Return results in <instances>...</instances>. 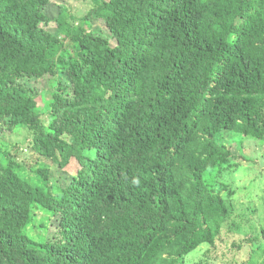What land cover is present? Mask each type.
<instances>
[{"label":"trees","instance_id":"1","mask_svg":"<svg viewBox=\"0 0 264 264\" xmlns=\"http://www.w3.org/2000/svg\"><path fill=\"white\" fill-rule=\"evenodd\" d=\"M91 1L62 31L68 0H0V122L80 165L55 183L0 137V264H187L230 218L231 188L207 179L230 167L225 134L264 136V0ZM46 76L40 107L28 85Z\"/></svg>","mask_w":264,"mask_h":264},{"label":"rangeland","instance_id":"2","mask_svg":"<svg viewBox=\"0 0 264 264\" xmlns=\"http://www.w3.org/2000/svg\"><path fill=\"white\" fill-rule=\"evenodd\" d=\"M70 12L68 19L61 17L64 27H58L59 22H52L49 30L64 31L70 27L69 22L81 20L94 8L91 0H68ZM58 15V11H54ZM66 19V20H65ZM78 22V21H77ZM92 29L95 32L106 33L110 43L115 41L108 32L107 26L102 20H93ZM70 38H65L62 48L73 54L75 47ZM57 78L46 76L40 80H30L28 87L34 94L37 105L43 107L51 98L54 84ZM47 119V118H45ZM0 122V135L4 141L12 146L19 145L17 141L25 139L27 148L11 152L15 155L17 163L28 171L38 168L40 164H46L50 169V180L55 183L65 184L67 174L76 175L80 165L72 160L70 165L62 171L59 163L54 162L47 156H39L31 149L33 134L23 132L26 128L20 126L16 131L8 129L9 125ZM223 142L232 149L234 157L230 167L223 171L216 179L217 171L209 173L208 181L218 189L221 184L228 185L232 195H227L228 205L231 206L230 218L224 223L223 229L217 238L216 246L205 244L193 251L187 259V264H264V136L260 139L244 137L242 134L227 133ZM93 156V151H90ZM36 221L32 223L29 232L35 236L39 232V224H47L48 219L42 212H37ZM53 233H56L54 223ZM52 236V235H51Z\"/></svg>","mask_w":264,"mask_h":264}]
</instances>
